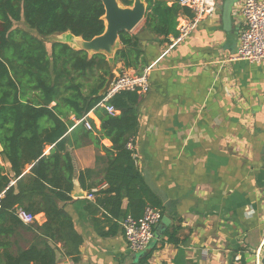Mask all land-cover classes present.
Here are the masks:
<instances>
[{
	"label": "crops",
	"instance_id": "crops-1",
	"mask_svg": "<svg viewBox=\"0 0 264 264\" xmlns=\"http://www.w3.org/2000/svg\"><path fill=\"white\" fill-rule=\"evenodd\" d=\"M242 2L218 0L213 15L171 47L169 37L174 34L165 40L151 33L145 18L130 32L139 37L144 61L140 71H149L150 83L149 91L139 94L134 157L162 211L146 263L140 261L148 255L135 261L124 235L128 199L117 218L102 207L96 212L86 208L109 187L106 151L79 132V124H84L70 115L74 185L85 194L61 204L83 243L74 260L64 252L62 241L44 237L57 248L56 264H236L237 254L242 264H255V253L264 248V62L236 57L244 28ZM112 66L114 72L138 73L122 61ZM88 117L93 131L101 126L94 111ZM101 142L112 148L110 139ZM51 147L46 146L45 154ZM0 163L10 171L1 156ZM86 170L88 188H83L79 177ZM33 214L34 225L46 223L45 212ZM175 229L178 243L168 240ZM38 233L32 227L0 235V255L29 248Z\"/></svg>",
	"mask_w": 264,
	"mask_h": 264
},
{
	"label": "trees",
	"instance_id": "trees-1",
	"mask_svg": "<svg viewBox=\"0 0 264 264\" xmlns=\"http://www.w3.org/2000/svg\"><path fill=\"white\" fill-rule=\"evenodd\" d=\"M120 1L125 6L134 3ZM145 1V29L165 40L176 35L177 17L188 9L178 0L171 5L168 0ZM104 15L102 0H0V156L10 164L7 171L0 163V192L5 191L0 235L32 227L40 233L29 248L0 255V264H56L57 248L44 237L62 241L66 255L79 259L83 238L61 204L72 200L74 188V164L68 150V129L74 124L70 115L79 119L94 111L101 120L94 131L82 124L77 129L106 151L105 180L109 187L86 208L96 212L102 207L117 218L125 198L128 213L136 217L147 204L160 206L136 166L135 150L128 147L138 131L140 95L133 91L116 94L109 103L120 113L109 114L100 105L104 98L100 91L113 71L106 55H90L60 41L52 42L49 49L45 42V38L65 32L91 40L104 33ZM119 37L122 47L115 54L114 64L122 61L141 73L144 61L139 37L127 31ZM102 138L110 139L112 148H106ZM47 145L52 147L45 154ZM27 165L31 167L26 173ZM89 172L80 174L83 188H88L85 176ZM12 180L16 183L10 185ZM16 206L33 213L45 212L46 223L25 225L14 213ZM176 232L168 234L170 242L178 243ZM150 255L140 263H146Z\"/></svg>",
	"mask_w": 264,
	"mask_h": 264
},
{
	"label": "built area",
	"instance_id": "built-area-1",
	"mask_svg": "<svg viewBox=\"0 0 264 264\" xmlns=\"http://www.w3.org/2000/svg\"><path fill=\"white\" fill-rule=\"evenodd\" d=\"M188 9V12L180 13L177 21V34L169 37V46L183 41L197 26V24L213 15L218 7V0H178ZM242 14L244 16V28L240 33L237 58L249 60L252 63L264 62V0H243ZM149 71L143 73L127 70L115 72V77L109 89L104 93L100 105L111 115H116L118 109L110 104V99L123 91H133L138 94L147 93L150 89ZM84 126L93 130L94 126L88 114L82 118H75ZM130 149L134 148L133 139L128 143ZM90 198L93 192L89 193ZM3 192H0V209L2 208ZM16 216L25 224H33L36 215L23 206L14 208ZM162 218L160 208L147 204L141 216L136 217L127 214L122 220L124 235L128 248L134 254L146 249L155 238V227ZM255 264H260L261 250L256 253ZM236 264H242V255L237 254L234 259Z\"/></svg>",
	"mask_w": 264,
	"mask_h": 264
},
{
	"label": "water",
	"instance_id": "water-1",
	"mask_svg": "<svg viewBox=\"0 0 264 264\" xmlns=\"http://www.w3.org/2000/svg\"><path fill=\"white\" fill-rule=\"evenodd\" d=\"M105 6V31L103 34L94 37L91 40H85L82 37L75 36L71 32H65L58 35H64L65 40H58L69 44L75 49L84 50L90 55L102 53L106 55L110 64H114V57L120 47V33L127 31L131 32L145 18L147 12V4L145 0H134L133 5L125 6L120 0H102ZM111 59V61H110ZM115 73L112 71L108 75L105 86L100 91L101 95L109 89L113 82ZM85 193L80 188L75 187L71 195L75 197L83 196ZM149 247V246H148ZM147 247V248H148ZM136 253L135 261L138 263L139 258L145 257L150 252V249ZM260 264H264V248L261 251Z\"/></svg>",
	"mask_w": 264,
	"mask_h": 264
},
{
	"label": "rangeland",
	"instance_id": "rangeland-1",
	"mask_svg": "<svg viewBox=\"0 0 264 264\" xmlns=\"http://www.w3.org/2000/svg\"><path fill=\"white\" fill-rule=\"evenodd\" d=\"M20 25H22V24H20ZM65 39L66 38L64 35L62 36V35L54 34V35H51V36L45 38V42H46L47 47L50 49V45L52 42L58 41V40L64 41ZM113 72H114V70H113Z\"/></svg>",
	"mask_w": 264,
	"mask_h": 264
}]
</instances>
